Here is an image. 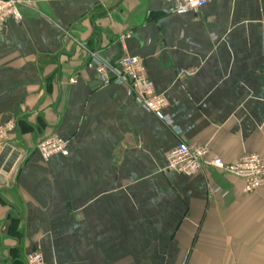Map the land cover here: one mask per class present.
Here are the masks:
<instances>
[{
	"label": "crops",
	"instance_id": "1",
	"mask_svg": "<svg viewBox=\"0 0 264 264\" xmlns=\"http://www.w3.org/2000/svg\"><path fill=\"white\" fill-rule=\"evenodd\" d=\"M28 1L0 30V125L16 124L0 144L4 264L34 251L46 264H264V187L165 170L180 141L224 164L264 158V0L182 14L164 0ZM90 52L139 58L179 135L99 85ZM50 136L68 156L42 160Z\"/></svg>",
	"mask_w": 264,
	"mask_h": 264
},
{
	"label": "built area",
	"instance_id": "2",
	"mask_svg": "<svg viewBox=\"0 0 264 264\" xmlns=\"http://www.w3.org/2000/svg\"><path fill=\"white\" fill-rule=\"evenodd\" d=\"M170 5L174 13H196L209 0H164ZM29 5L28 0H0V30L6 21L21 20L20 7ZM89 63L95 68L96 79L99 85L105 86L114 83L124 87L133 101L143 110L157 115L173 133L179 135L176 127L162 112L167 105L166 99L155 92L152 82L147 76L142 61L137 57H121L115 61L105 59L99 52H90ZM72 80L71 83H75ZM15 121L8 120L0 125V144L6 140L15 129ZM43 161L54 155L68 156L67 144L56 136L43 139L37 146ZM206 167L214 168L228 175L241 179L244 183L243 192L249 194L264 187V158L258 154H244L231 164H224L218 157L209 158V149L206 146H190L180 141L166 157L168 172L192 177L200 174ZM0 264H4L0 257ZM25 264H46L42 255L34 251L26 258Z\"/></svg>",
	"mask_w": 264,
	"mask_h": 264
},
{
	"label": "water",
	"instance_id": "3",
	"mask_svg": "<svg viewBox=\"0 0 264 264\" xmlns=\"http://www.w3.org/2000/svg\"><path fill=\"white\" fill-rule=\"evenodd\" d=\"M112 15H118V13H116V12H113V13H111ZM9 182H11V178L9 179ZM6 184V181H4L1 177H0V187L1 186H3V185H5Z\"/></svg>",
	"mask_w": 264,
	"mask_h": 264
}]
</instances>
